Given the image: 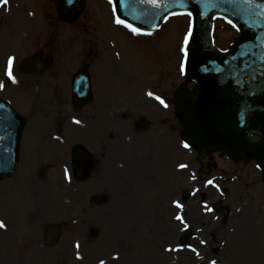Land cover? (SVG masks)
Instances as JSON below:
<instances>
[{
  "label": "rangeland",
  "instance_id": "obj_1",
  "mask_svg": "<svg viewBox=\"0 0 264 264\" xmlns=\"http://www.w3.org/2000/svg\"><path fill=\"white\" fill-rule=\"evenodd\" d=\"M21 1L20 12L15 3L0 11V76L10 56L21 62L41 51L55 62L41 76H22L18 90L5 94L30 115L26 138H33L23 141L22 169L0 184L6 225L0 228V264H264L260 170L214 151L203 166L197 152L184 147L185 127L173 100L183 84L194 87L184 76L189 18H169L159 31L136 35L116 23L109 0H86L81 15L68 23L59 20L53 0ZM215 28L217 47L228 48L236 30L222 20ZM82 68L94 81V109L65 113L71 77ZM56 74L62 86L51 80ZM33 81L42 88L31 98L24 91ZM36 109L46 120H30ZM62 120L69 127L52 128ZM50 125L46 131L63 134L72 147L88 143L96 154L106 147L104 167L93 170L83 188L77 181L67 188L73 179L58 163L67 159L51 157L57 154L51 140H38ZM96 173L101 175L93 181ZM216 202L228 217L214 210ZM196 213L198 221L192 219ZM54 224L61 238L48 247L43 231Z\"/></svg>",
  "mask_w": 264,
  "mask_h": 264
},
{
  "label": "water",
  "instance_id": "obj_2",
  "mask_svg": "<svg viewBox=\"0 0 264 264\" xmlns=\"http://www.w3.org/2000/svg\"><path fill=\"white\" fill-rule=\"evenodd\" d=\"M57 1L67 20L84 5V0ZM178 10L191 12L195 23L187 76L198 87L193 95L183 87L176 101L188 128L185 138L202 156L213 148L233 158L255 159L264 175V0H160L158 7L144 0H118L119 14L145 29L156 28ZM217 15L230 17L242 32L226 54L213 52L211 22ZM253 134L258 142L250 141ZM18 137L15 155L0 157V180L16 169Z\"/></svg>",
  "mask_w": 264,
  "mask_h": 264
},
{
  "label": "snow or ice",
  "instance_id": "obj_3",
  "mask_svg": "<svg viewBox=\"0 0 264 264\" xmlns=\"http://www.w3.org/2000/svg\"><path fill=\"white\" fill-rule=\"evenodd\" d=\"M68 2L71 3L72 0H68ZM147 2L150 3V4H152L153 6H157V7H158L159 4H160V0H147ZM251 2H252V0H245V3H251ZM8 3H9V0H0V6H6V5H8ZM109 3H110V4L114 3V0H109ZM258 6H259V5H258ZM114 10H115V9H114ZM186 15H188L189 17H191V16H192V13H191V12H188V13H186ZM225 19H227V18L225 17ZM116 23H117V24H120V25H124L125 27L129 28L133 34H136V35H140V34H148V35H150V33H142V31H141L140 28L134 27L133 25L126 23L125 20L119 18L118 16L116 17ZM228 23H229V24H232V21H231V20H228ZM233 26L235 27V25H233ZM193 35H194V24H193V23H190V24H189V27H188V33H187V36H186V38H185V44L188 43V39H189L190 37H192ZM185 55H187V49H185ZM14 59H15L14 57H9V58H8L6 75H7V77H8L13 83H16L17 80H16L15 75L13 74V62H14ZM181 70L183 71V65L181 66ZM3 87H4V84H3L2 82H0V89H2ZM148 95H149V96H153L154 94H153L152 92H148ZM155 99L159 100L160 103H161L164 107H168L167 103H165V101H164L161 97L156 96ZM75 122H76V123H80L79 120H77V121H75ZM184 147H185V148H189L190 145H189L188 143H185V144H184ZM179 167H180V168H185V167H187V165H185V164H181V165H179ZM193 179H195L194 176H193ZM207 183H208V184H213V180H208ZM178 206H181V205H178ZM207 210H208V211H211V209H207ZM176 219L180 220V221L183 223V217H182V216H177ZM184 226H185V228L188 227L187 224H185ZM4 227H6V225L4 224V222H3L2 220H0V228H4ZM202 243H203V241H202ZM79 247H80V244L77 243V244H76V248L79 249ZM188 247H191V246L189 245ZM168 250L171 251L172 249H168ZM192 250H193V251H196V249H194V248H193ZM197 255L199 256V253H198V252H197ZM77 258H80L79 252L77 253ZM101 264H104V262L101 261ZM211 264H217V262H216L215 260H212V261H211Z\"/></svg>",
  "mask_w": 264,
  "mask_h": 264
},
{
  "label": "bare ground",
  "instance_id": "obj_4",
  "mask_svg": "<svg viewBox=\"0 0 264 264\" xmlns=\"http://www.w3.org/2000/svg\"><path fill=\"white\" fill-rule=\"evenodd\" d=\"M197 217H199V216H198V214L196 213V214H194V215L192 216V219H193V220H197ZM197 221H198V220H197ZM195 223H197V222H195Z\"/></svg>",
  "mask_w": 264,
  "mask_h": 264
}]
</instances>
